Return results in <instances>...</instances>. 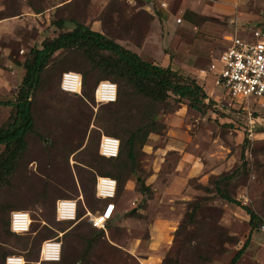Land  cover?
Instances as JSON below:
<instances>
[{"label": "rangeland", "instance_id": "obj_1", "mask_svg": "<svg viewBox=\"0 0 264 264\" xmlns=\"http://www.w3.org/2000/svg\"><path fill=\"white\" fill-rule=\"evenodd\" d=\"M260 2L262 8L255 9L258 15L264 10V1ZM200 5L202 0H0L2 102L15 100L30 51L59 33L52 22L61 18L84 23L143 60L169 65L195 79L213 101L202 115L191 110L187 101L166 107L133 98L131 126L142 124L146 108L157 115L158 131L136 150L137 175L152 194L145 200L137 189V175L132 176L118 193L117 212L107 230L93 234L87 220L58 222L54 208L58 200L77 199L80 193L88 210L95 212L104 205L93 194L92 183L84 189L81 179L93 176L78 166L86 159L81 149L74 151L92 129H97L99 141L108 136L96 126L105 105L98 104L94 94L82 100V92L79 96L63 92L53 77L35 98V133L27 138V152L10 183L0 186V264L11 255L24 257L27 264H228L252 229L248 214L216 193V182L227 176L225 187L231 196L262 220L238 264H264V102L247 103L258 121L250 132L245 105L219 90L209 72L224 48L225 36L232 32L229 20L194 16L192 7ZM32 6L44 11L37 13ZM262 16L255 21L259 26H264ZM73 56L70 66L87 67L81 56ZM97 77V73L91 77L90 85ZM11 115L12 108L0 106V128ZM112 127L119 132L125 128ZM94 138L98 141L97 135ZM93 152L94 158L101 156ZM236 171L240 173L232 176ZM195 204L200 205L196 222L187 223ZM18 207L33 219L31 231L24 236L8 228L11 212ZM45 226L50 231L43 234ZM63 229L61 261L40 263L44 238ZM28 254L34 257L31 261Z\"/></svg>", "mask_w": 264, "mask_h": 264}, {"label": "trees", "instance_id": "obj_2", "mask_svg": "<svg viewBox=\"0 0 264 264\" xmlns=\"http://www.w3.org/2000/svg\"><path fill=\"white\" fill-rule=\"evenodd\" d=\"M142 1L147 2L148 0ZM32 8L37 13L44 11L42 8L37 9L33 6ZM192 14L199 17L196 13L192 12ZM186 19L190 21L187 13ZM52 25L59 33L52 39H45L41 44V48H33L30 51V56L24 63L26 74L18 89L15 100L9 102L0 101V106L12 108V115L8 122L0 128V186L10 183L18 164L27 152V138L35 133L33 108L36 96L46 84L48 85L52 81L53 77L59 80L58 83L61 87L63 73L70 71L82 74V100L93 96V94L95 95V90L102 81H110L117 85L116 102L104 104L106 110H100L102 116L98 117L96 126L98 129L99 127L102 128L108 136L120 140L118 157L111 159L97 155L94 158L93 151L95 150L98 154L100 146V135H98L97 129H92L87 141L85 143L81 142L78 149L74 152L81 149L80 151L86 159L78 163V166L83 171L85 170L84 173L87 171L88 175L93 176L92 180L89 178L81 179L84 189L87 190V185L92 183L94 187L93 194L96 196V175L110 177L117 181L118 196V193L124 191L127 181L138 173L137 148L144 146L150 135L158 131L157 115L151 108H146L147 117H145L141 125L135 127L130 125L132 122L130 107L133 98H143L152 106L165 105L166 107L176 104L177 106L183 105L187 101L188 107L191 110L202 115H205L206 111L212 106L213 101L195 79L181 75L170 66L162 67L143 60L134 51L122 46L105 33L93 30L84 23L75 19L61 18L54 20ZM68 25H72L73 28L71 30L68 29ZM73 55L81 56L87 67L83 69L70 66L68 62L73 60ZM77 59L79 61L82 60L78 57ZM61 63L62 65L66 63L67 66L61 68ZM96 73L98 74V79L90 85L89 80L94 78ZM206 101H209V103H206ZM116 125L120 127L124 126L125 128L119 132L115 129L118 127H112ZM94 135H97L98 141L94 142ZM68 139H71L70 135H68ZM238 173L240 171H236L232 176H237ZM229 178L227 176L216 182V193L227 203L242 208L250 217L252 229L242 248L237 251L228 263L238 264L251 244L252 232L260 229L262 220L251 207L243 205L231 196L225 187ZM136 185L138 192L148 201V198L152 194L151 187L138 175ZM80 195L83 196L81 193ZM99 201L103 202L104 205L98 211H103L107 202ZM80 203L83 205V213L80 211ZM199 209L200 205L195 204L193 206L192 212L189 215V222L187 223L196 222V214ZM87 211L91 213L98 212L88 210L84 205V200L78 201V218L80 220L76 224L87 220L84 218ZM66 223L73 224V222ZM110 223L111 221L108 223V227ZM89 226L93 230V234L97 232V234L103 235L102 230L92 227L90 223ZM9 227L10 221L8 222ZM46 230L50 231V228L45 226L41 231L44 234ZM64 230H62V233L65 234ZM56 236L44 238L43 242ZM28 239L30 240V238ZM29 245L30 243L27 241L24 249H28ZM40 249L41 246H39V255ZM32 256L28 254L27 261H31L34 258ZM35 259H38V254Z\"/></svg>", "mask_w": 264, "mask_h": 264}, {"label": "built area", "instance_id": "obj_3", "mask_svg": "<svg viewBox=\"0 0 264 264\" xmlns=\"http://www.w3.org/2000/svg\"><path fill=\"white\" fill-rule=\"evenodd\" d=\"M178 22H181L179 20ZM223 51L212 63L209 72L215 76V85L226 91L234 101L245 105L250 100L264 102V31L255 29L248 36H241L238 31L226 38ZM204 74L206 72H203ZM83 86L82 75L76 72H65L62 75L61 89L70 94L81 95ZM117 85L110 81H102L95 90L98 104L113 103L117 100ZM247 119L252 126L258 122L252 113L247 111ZM120 152V140L103 136L100 141L99 153L105 158H117ZM118 184L110 177L99 176L96 181V197L106 201L103 211L91 213L87 211L84 218L98 230H107L109 221L116 211V197ZM83 201L80 195L77 199H60L55 205L56 220L58 222L78 223V201ZM32 215L28 211H13L10 215V229L18 235H25L31 231ZM264 229V227H263ZM64 233L49 240H45L40 249L41 262L57 263L62 259ZM5 264H27L22 256L11 255L5 259Z\"/></svg>", "mask_w": 264, "mask_h": 264}, {"label": "crops", "instance_id": "obj_4", "mask_svg": "<svg viewBox=\"0 0 264 264\" xmlns=\"http://www.w3.org/2000/svg\"><path fill=\"white\" fill-rule=\"evenodd\" d=\"M202 1L204 3L203 6L200 5L199 8L192 7V9L195 11L193 12L196 13L198 16L205 19H209L212 17L228 18L230 24L229 27L232 28V32L228 33L227 36H225V44L227 42L226 38L234 34L236 31H238V33L244 37L248 36L250 32L255 29L264 31V26H259L257 23H255L256 20L263 19L262 15H264V10L260 9L261 10L259 12L260 15H258L255 9L256 10L259 9L257 8V6L259 7L263 6V3H261L260 1H264V0H202ZM251 4H254L256 7L250 6ZM214 83H215V76H214ZM218 89L224 92L220 87H218ZM14 211H25V210H23V208L18 207L14 209ZM116 212H117V205L114 216L110 221L114 219Z\"/></svg>", "mask_w": 264, "mask_h": 264}]
</instances>
